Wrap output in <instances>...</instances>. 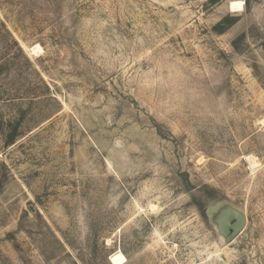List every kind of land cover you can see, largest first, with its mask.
<instances>
[{"label":"rangeland","instance_id":"1","mask_svg":"<svg viewBox=\"0 0 264 264\" xmlns=\"http://www.w3.org/2000/svg\"><path fill=\"white\" fill-rule=\"evenodd\" d=\"M232 1L0 0V264H264V0Z\"/></svg>","mask_w":264,"mask_h":264},{"label":"water","instance_id":"2","mask_svg":"<svg viewBox=\"0 0 264 264\" xmlns=\"http://www.w3.org/2000/svg\"><path fill=\"white\" fill-rule=\"evenodd\" d=\"M34 211L33 208H31ZM210 222L225 241L231 244L244 231L247 225L245 211L229 203H222L210 212Z\"/></svg>","mask_w":264,"mask_h":264},{"label":"bare ground","instance_id":"3","mask_svg":"<svg viewBox=\"0 0 264 264\" xmlns=\"http://www.w3.org/2000/svg\"><path fill=\"white\" fill-rule=\"evenodd\" d=\"M240 1H232L230 6H231V10L232 12L234 13H241L244 11V2H243V8L240 9V8H237V9H233L232 5L234 3H239ZM27 51L32 55V56H39L43 53V48L40 46V45H35V46H32L30 48H27ZM247 157V161H249V165L251 164L252 168H256L259 166L257 160L255 157L253 156H246Z\"/></svg>","mask_w":264,"mask_h":264},{"label":"snow or ice","instance_id":"4","mask_svg":"<svg viewBox=\"0 0 264 264\" xmlns=\"http://www.w3.org/2000/svg\"><path fill=\"white\" fill-rule=\"evenodd\" d=\"M232 7H233V9H237V8L242 9V8H243V0H240L239 3H234V4L232 5ZM120 259L123 260V257H121Z\"/></svg>","mask_w":264,"mask_h":264}]
</instances>
